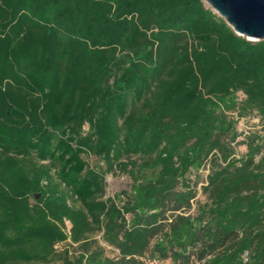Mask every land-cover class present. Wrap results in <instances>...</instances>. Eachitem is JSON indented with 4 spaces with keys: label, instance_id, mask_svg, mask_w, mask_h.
<instances>
[{
    "label": "trees",
    "instance_id": "trees-1",
    "mask_svg": "<svg viewBox=\"0 0 264 264\" xmlns=\"http://www.w3.org/2000/svg\"><path fill=\"white\" fill-rule=\"evenodd\" d=\"M148 257L264 264V40L202 0H0V264Z\"/></svg>",
    "mask_w": 264,
    "mask_h": 264
},
{
    "label": "water",
    "instance_id": "water-1",
    "mask_svg": "<svg viewBox=\"0 0 264 264\" xmlns=\"http://www.w3.org/2000/svg\"><path fill=\"white\" fill-rule=\"evenodd\" d=\"M242 37L264 40V0H202Z\"/></svg>",
    "mask_w": 264,
    "mask_h": 264
},
{
    "label": "rangeland",
    "instance_id": "rangeland-1",
    "mask_svg": "<svg viewBox=\"0 0 264 264\" xmlns=\"http://www.w3.org/2000/svg\"><path fill=\"white\" fill-rule=\"evenodd\" d=\"M130 182L131 180L126 174L120 172L109 173L106 176V195L111 197L115 196L119 191L127 188ZM110 254L114 255V251H110Z\"/></svg>",
    "mask_w": 264,
    "mask_h": 264
},
{
    "label": "built area",
    "instance_id": "built-area-1",
    "mask_svg": "<svg viewBox=\"0 0 264 264\" xmlns=\"http://www.w3.org/2000/svg\"><path fill=\"white\" fill-rule=\"evenodd\" d=\"M244 126V124H242ZM145 264H163V262L158 258H145L144 259Z\"/></svg>",
    "mask_w": 264,
    "mask_h": 264
}]
</instances>
